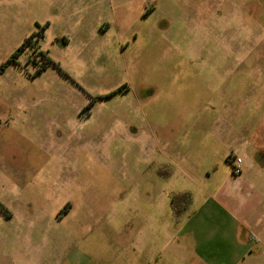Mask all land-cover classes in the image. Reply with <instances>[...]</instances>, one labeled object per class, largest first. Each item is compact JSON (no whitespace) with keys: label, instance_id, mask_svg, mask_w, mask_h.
I'll list each match as a JSON object with an SVG mask.
<instances>
[{"label":"rangeland","instance_id":"obj_1","mask_svg":"<svg viewBox=\"0 0 264 264\" xmlns=\"http://www.w3.org/2000/svg\"><path fill=\"white\" fill-rule=\"evenodd\" d=\"M7 60L0 264H174L160 194L196 183L160 178L223 177L222 135L264 137V0H0Z\"/></svg>","mask_w":264,"mask_h":264},{"label":"crops","instance_id":"obj_2","mask_svg":"<svg viewBox=\"0 0 264 264\" xmlns=\"http://www.w3.org/2000/svg\"><path fill=\"white\" fill-rule=\"evenodd\" d=\"M252 136L222 135L227 167L223 177L207 173L205 179L195 182L185 168L187 163L181 165L183 158L180 165H172L170 176L159 177L172 187H187L188 181L196 183V188L190 189V205L175 219L174 235L167 239L174 245H165L169 247L164 250L165 260L171 259L174 264H244L258 244L261 252L254 261L264 264V137L256 135L254 144ZM214 148L205 149L203 156L207 158L208 153L217 150ZM232 152L238 153L233 156ZM235 157L241 159L238 175L231 173ZM169 199L166 192L160 194L158 206Z\"/></svg>","mask_w":264,"mask_h":264},{"label":"trees","instance_id":"obj_3","mask_svg":"<svg viewBox=\"0 0 264 264\" xmlns=\"http://www.w3.org/2000/svg\"><path fill=\"white\" fill-rule=\"evenodd\" d=\"M43 30H44V26L39 29L38 31L39 35H42ZM31 37L32 35L24 40L21 46L12 54V57H15L16 55H18L20 51L24 49L25 44L27 43L29 39H31ZM8 63H9V60H7L4 64H2L0 66V71L4 69V67ZM226 161L228 162L229 160L226 159ZM169 202H170V207H171V211H172L174 218L178 219L186 211L187 207L190 205L191 194L189 192L173 193L170 196Z\"/></svg>","mask_w":264,"mask_h":264},{"label":"built area","instance_id":"obj_4","mask_svg":"<svg viewBox=\"0 0 264 264\" xmlns=\"http://www.w3.org/2000/svg\"><path fill=\"white\" fill-rule=\"evenodd\" d=\"M234 161L236 162V165L232 166L233 167L232 171L234 174H238L239 173V165L238 164L241 162V159L239 157H237L234 159Z\"/></svg>","mask_w":264,"mask_h":264},{"label":"flooded vegetation","instance_id":"obj_5","mask_svg":"<svg viewBox=\"0 0 264 264\" xmlns=\"http://www.w3.org/2000/svg\"><path fill=\"white\" fill-rule=\"evenodd\" d=\"M217 15L220 16V12H219V11H218ZM31 35H32V37H31V39H32V38L34 37L35 34L32 33ZM31 39H29V40L27 41V43L25 44V47H26L27 45H29ZM25 47H24V48H25ZM7 217H8V216H7Z\"/></svg>","mask_w":264,"mask_h":264}]
</instances>
